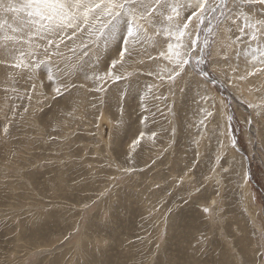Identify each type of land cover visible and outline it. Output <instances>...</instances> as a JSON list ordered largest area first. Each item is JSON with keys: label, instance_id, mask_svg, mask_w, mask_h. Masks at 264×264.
I'll return each instance as SVG.
<instances>
[{"label": "rangeland", "instance_id": "374dc122", "mask_svg": "<svg viewBox=\"0 0 264 264\" xmlns=\"http://www.w3.org/2000/svg\"><path fill=\"white\" fill-rule=\"evenodd\" d=\"M241 11L205 18L210 47L175 83L162 37L106 91L115 41L61 95L55 64L0 65V264H264V6Z\"/></svg>", "mask_w": 264, "mask_h": 264}, {"label": "snow or ice", "instance_id": "6c2138e0", "mask_svg": "<svg viewBox=\"0 0 264 264\" xmlns=\"http://www.w3.org/2000/svg\"><path fill=\"white\" fill-rule=\"evenodd\" d=\"M256 3L264 6V0H0V65L35 71L41 64H55L56 71L49 69L47 77L56 84L54 94L61 95L70 86L77 87L73 77L85 70L90 55L95 53L99 63L100 52L108 51L115 41L113 50L117 55L103 75L93 77L98 90L106 91L108 80L124 78L119 68L124 67L126 55L131 58L146 40L162 37L154 41L153 49H158V58L171 64L167 80L175 83L188 75L194 56L200 57L197 65L203 62L201 53L210 44L207 38L200 40V26L208 27L205 18L209 14L215 18L220 13L221 23L239 17L247 22L248 16L241 9L245 4L251 9ZM254 27L264 33V21L256 22ZM145 54L150 60L157 59ZM202 75L207 77L208 73ZM141 120L146 123L147 117ZM4 132H8L7 127ZM150 135L155 138L157 133ZM144 136L141 131L130 147L135 150Z\"/></svg>", "mask_w": 264, "mask_h": 264}, {"label": "bare ground", "instance_id": "6f19581e", "mask_svg": "<svg viewBox=\"0 0 264 264\" xmlns=\"http://www.w3.org/2000/svg\"><path fill=\"white\" fill-rule=\"evenodd\" d=\"M252 17V16H251ZM233 47V46H232ZM243 54H244V52H242ZM242 54V55H243ZM242 55H239V57H238V59L240 60V59H242L243 57H245L244 55H243V57H242ZM247 55H249V54H247ZM251 56H253V55H251ZM248 58V57H247ZM255 58V57H254ZM260 60V59H259ZM246 61H247V63H250V65L251 66H255V65H257L258 66V64L260 65L261 64V61L259 62V61H254L253 59H251L250 57L248 58V59H246ZM246 61H245V63H246ZM263 62V61H262ZM247 67V66H246ZM247 71H250V69L249 70H247ZM263 74V73H262ZM260 78V77H259ZM233 79V78H232ZM259 80V79H258ZM199 84V83H198ZM255 101H257L256 100V98H255ZM260 104V103H259ZM186 108H184V110H185ZM260 109V108H259ZM262 109V108H261ZM184 110H183V112H184ZM186 111V110H185ZM187 112V111H186ZM185 112V113H186ZM188 113V112H187ZM260 113H261V110H260ZM263 113V112H262ZM195 117V116H194ZM255 119V118H254ZM264 121V120H263ZM262 121V122H263ZM261 122V121H260ZM264 128V127H263ZM262 132V131H261ZM259 133V132H258ZM260 138H261V140H263L264 139V135H263V133L260 135ZM219 142V141H218ZM230 154H232L233 156H231L230 158H232L233 160H235V161H233L232 162V164L233 165H235V167H236V164L238 163V161H237V158H238V156L237 155H235V154H233L232 153V151H230L229 152ZM228 153V154H229ZM233 165H231V167H233ZM165 180V179H164ZM243 181V180H242ZM248 207V206H247ZM249 208V207H248ZM252 209V208H251ZM251 213H252V211H251ZM219 219V218H218ZM187 231V230H186ZM21 260V259H20Z\"/></svg>", "mask_w": 264, "mask_h": 264}]
</instances>
